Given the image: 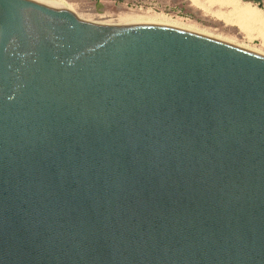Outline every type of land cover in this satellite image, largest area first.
<instances>
[{
  "label": "water",
  "instance_id": "1",
  "mask_svg": "<svg viewBox=\"0 0 264 264\" xmlns=\"http://www.w3.org/2000/svg\"><path fill=\"white\" fill-rule=\"evenodd\" d=\"M0 264H264V56L0 0Z\"/></svg>",
  "mask_w": 264,
  "mask_h": 264
},
{
  "label": "rangeland",
  "instance_id": "2",
  "mask_svg": "<svg viewBox=\"0 0 264 264\" xmlns=\"http://www.w3.org/2000/svg\"><path fill=\"white\" fill-rule=\"evenodd\" d=\"M59 2L82 20L98 24L122 25L149 21L192 28L237 47L264 56V31L256 26L241 27L230 9L207 0H39ZM240 4L249 3L238 0ZM264 13V0L250 3ZM230 13V15H229ZM146 18V19H145Z\"/></svg>",
  "mask_w": 264,
  "mask_h": 264
},
{
  "label": "bare ground",
  "instance_id": "3",
  "mask_svg": "<svg viewBox=\"0 0 264 264\" xmlns=\"http://www.w3.org/2000/svg\"><path fill=\"white\" fill-rule=\"evenodd\" d=\"M31 1H34V2L42 4V5H60V6L65 7L64 5H62L61 3L57 2V1L56 2H48V1L46 2V1H39V0H31ZM207 1H209L211 3L210 5H212V3L213 4L218 3L221 6H225V7L229 8L230 13L235 18V21L237 20L236 22L241 27L249 28V26H256L254 28L259 27L260 28L259 31H261V32L264 31V13L257 10L256 8L251 7L250 3H246L243 5V3L240 4V2L238 0H207ZM65 8L67 11L71 12V10L68 7H65ZM230 13H229V15H230ZM148 19H149V21H141L139 23H135L136 22L135 21V22H130L128 24L126 23V24L115 25V26L140 25V24L161 25V26H167V27H171V28H176V29L188 31V32L195 33L198 35H202V36H205L208 38H212L208 34L200 33V32H198L192 28H189V27L183 28L182 26L180 27V26L175 25V24L170 25V24H165L166 22L165 23L158 22L157 18L154 16H150V18H148ZM104 25H110V24H104ZM212 39H214V38H212ZM215 40H218V41H221L223 43L232 45L231 43L226 42L224 40H221L219 38H215ZM232 46H235V45H232ZM235 47H237V46H235ZM238 48H240V46ZM241 49H243V48H241ZM244 50L253 52V51L245 49V48H244ZM253 53H255V52H253ZM255 54H258V53H255ZM258 55L263 56L262 54H258Z\"/></svg>",
  "mask_w": 264,
  "mask_h": 264
}]
</instances>
